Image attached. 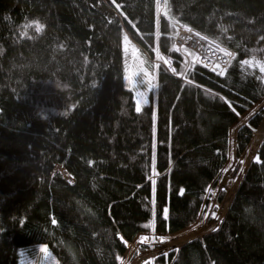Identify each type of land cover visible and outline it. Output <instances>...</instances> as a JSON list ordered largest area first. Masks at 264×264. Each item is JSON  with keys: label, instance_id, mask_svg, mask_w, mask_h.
<instances>
[{"label": "trees", "instance_id": "1", "mask_svg": "<svg viewBox=\"0 0 264 264\" xmlns=\"http://www.w3.org/2000/svg\"><path fill=\"white\" fill-rule=\"evenodd\" d=\"M186 26L233 53L220 73L175 46ZM128 39L173 69L158 66L141 108ZM255 59L264 0H0V264H118L139 232L196 222L230 128L264 95ZM263 120L237 128L234 177ZM212 228L143 264H264V135Z\"/></svg>", "mask_w": 264, "mask_h": 264}, {"label": "rangeland", "instance_id": "2", "mask_svg": "<svg viewBox=\"0 0 264 264\" xmlns=\"http://www.w3.org/2000/svg\"><path fill=\"white\" fill-rule=\"evenodd\" d=\"M180 28L181 27H179L178 32ZM124 46L126 49V54L128 56V62L126 65L127 84L129 85L130 89L134 90L136 104L139 108H141L143 104L148 101V92L151 91L153 83L156 79L155 73H157L158 66L161 64L165 65L170 72H173L171 60L166 56L158 57L157 59L155 58L153 60H155L154 63L156 64V66L152 67L153 64L149 62L150 59L146 56V53L143 52V50L140 49V47H138L134 42L128 39L124 43ZM180 52L187 58H189V60H191V57L192 59H195V54L189 53L188 49L186 48H183ZM189 54L191 56H189ZM251 65L264 70V63L259 60H252ZM253 109H255L254 106ZM253 109L249 108L246 112L249 113V115H252L251 112L253 111ZM242 118L246 122V114H243V116L241 114L238 118V122H240ZM238 125L241 126V123ZM261 128L264 130V120L261 124ZM235 129L234 131H236ZM232 131L233 130L229 131L228 135V151L226 162L221 172L217 176L218 187L212 190L211 200L208 203L204 204L198 220L174 233H157L149 235L147 233L139 232L135 235L132 241L127 242V250L125 252V255L122 256V259L118 264H143L146 261L153 259L154 255L160 250H168L172 247L184 244L193 238L202 236L204 232L208 231L216 223L217 224L212 229H215L217 226H219L223 215L225 214L231 203L233 193L236 191L250 160H258V151L260 148V146H250L248 148L247 153L242 158V164L239 166L238 171L234 177L232 172L236 166V163L233 159L232 135L234 132ZM263 135V133H258L254 139L261 142L263 139ZM228 160L231 161L230 164L228 163ZM60 171L63 173V175L65 174V177H67L63 168H60ZM220 188H224V190L226 191V197L224 198L223 202L217 203V200L215 201V199H217V191L219 192ZM214 206H217V211L215 213L212 211L211 213V210L214 209ZM210 215H212L213 217L211 216V220L208 221ZM160 243H162V246H159ZM145 244L149 246H144V249H141V247ZM40 251H44V247H41ZM23 261L25 264L40 263L39 258L36 254L31 255L29 253L28 258L23 257Z\"/></svg>", "mask_w": 264, "mask_h": 264}, {"label": "built area", "instance_id": "3", "mask_svg": "<svg viewBox=\"0 0 264 264\" xmlns=\"http://www.w3.org/2000/svg\"><path fill=\"white\" fill-rule=\"evenodd\" d=\"M162 3L163 0H158L159 12L162 9ZM175 46L180 51L186 48L190 53H194L195 59L193 61L213 72L220 73L229 64L233 56L231 51L187 26L180 28L175 38ZM240 123H243V120H240ZM256 135L253 133L251 146H260L261 142L254 139Z\"/></svg>", "mask_w": 264, "mask_h": 264}, {"label": "crops", "instance_id": "4", "mask_svg": "<svg viewBox=\"0 0 264 264\" xmlns=\"http://www.w3.org/2000/svg\"><path fill=\"white\" fill-rule=\"evenodd\" d=\"M259 103V104H258ZM258 104V105H257ZM253 106L255 107V109H253ZM261 107H264V95L256 102V103H254L251 107H250V109H253V111L251 112V114L253 115L259 108H261ZM248 111V110H247ZM243 114H246V119L248 120V118L251 116V115H249V113H247V112H244ZM243 114H242V116H243ZM242 120H243V118H242ZM247 120H246V122H247ZM246 122L243 120V123H241V124H246ZM238 124H240V122H238V123H236V124H234V125H232V127L230 128L231 130H233L232 132H234L233 133V135H232V138H233V154H234V138H235V133H236V131H234V129L235 130H237V128L239 127V125ZM231 130H229V131H231ZM254 133H256V134H258V133H263L264 134V130L261 128V126L258 128V130L257 131H254ZM230 160H228V163L230 164ZM140 233H142V232H140Z\"/></svg>", "mask_w": 264, "mask_h": 264}, {"label": "snow or ice", "instance_id": "5", "mask_svg": "<svg viewBox=\"0 0 264 264\" xmlns=\"http://www.w3.org/2000/svg\"><path fill=\"white\" fill-rule=\"evenodd\" d=\"M242 163V162H241ZM53 223H55V221H53Z\"/></svg>", "mask_w": 264, "mask_h": 264}]
</instances>
